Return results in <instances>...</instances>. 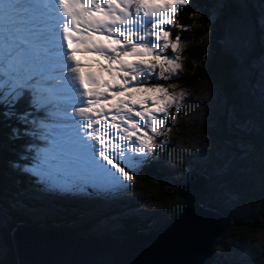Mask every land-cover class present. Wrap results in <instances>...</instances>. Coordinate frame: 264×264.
Here are the masks:
<instances>
[{
	"label": "trees",
	"instance_id": "16d2710c",
	"mask_svg": "<svg viewBox=\"0 0 264 264\" xmlns=\"http://www.w3.org/2000/svg\"><path fill=\"white\" fill-rule=\"evenodd\" d=\"M252 7L254 2L251 0H190L187 6H182L176 13L173 24L166 25V29L170 31V40L174 41L177 36L180 38L178 50L173 52L169 47L161 52V55L169 58L179 56L180 69L175 74L166 73L168 77L166 79L161 78L160 66L157 63L153 74L143 77V83L139 85L142 89L150 90L130 91L136 102L154 111L160 106V102L158 99L150 98L155 95L154 89L157 86L165 88L170 94H176L179 87L186 88L191 93L197 92L196 85L199 82L214 80L224 94L226 102L221 115L216 119L214 126L212 125L213 137L220 141L242 138L248 143L241 148L231 147L229 158L216 171L194 166L185 171L184 160L178 157L176 170L180 173V179L173 180L165 169H160L154 164L147 165L146 162L134 176L139 185L146 189L144 197L149 196L152 201L155 199L170 202L165 222L175 217L182 206L190 201L216 210L229 219L227 226L214 238L210 246L208 264H237V261L231 258L214 257V247L225 234L235 231L247 234L255 232L259 227L257 218L264 217L263 163L252 167L261 181L257 189L254 187L242 199L248 200L245 206H241L244 203L223 204L217 200L218 187L226 183L232 185L236 193L246 187L249 188V175H234L235 171L232 169L243 168L246 163L251 166L259 152L264 155V100L251 88L249 66L244 60L237 58L241 42L246 41L248 44L247 56L257 53L262 48L256 37L257 28L253 21L254 16L251 15ZM152 60L153 58L149 56V61ZM156 95L162 94L158 92ZM194 98L192 94L184 107L173 105L168 109L167 115L157 114V118L164 121L159 135L155 137L158 153L163 160L171 156V145L175 137L188 136L193 129L203 127L198 126L190 116V110L198 104ZM254 98L257 99L256 104L252 103ZM145 101L147 103H144ZM16 110L27 111L30 123L21 125L16 119L5 120L0 116V207L5 215L0 216V264H15L13 251L8 244L10 231L16 223L27 219L44 228L74 227L79 236L99 235L105 238H123L131 233L151 232L165 223L156 226L151 223V217L120 215L104 223V232L92 230L93 220L118 209L116 206H108L105 209L100 206L98 214L95 213L98 207L93 203L97 202V198L111 199L109 191L94 187L78 191L73 190L71 185L62 188L55 184L48 185L46 179L50 178L49 176L22 170L23 166L35 164L33 161L36 160L34 156L36 143L41 140L44 143L47 140L45 135L53 126H46V122L52 118L46 119L47 115L42 112L44 109L32 106L30 101L25 103L21 100L16 105ZM230 110L231 114L228 115ZM0 111H3V108H0ZM231 116L241 120L252 119L255 127L241 130L239 134L231 133L229 130L233 125L229 121ZM17 127L21 129V135L19 138H13L12 129ZM145 129L143 126L140 132ZM135 146L136 143H133L137 150ZM37 165L35 164V168ZM65 178L68 180L67 175ZM70 179L77 178L72 176ZM61 191L63 194L60 198L58 194ZM90 197L92 203L89 201ZM79 201L84 204H79ZM15 202L20 208L9 206V203ZM43 209L48 213L47 216ZM32 210L36 213H32ZM85 211H88L91 217H87ZM110 230L115 232L114 236H110ZM94 259L92 264H102L108 260L105 255H95Z\"/></svg>",
	"mask_w": 264,
	"mask_h": 264
},
{
	"label": "snow or ice",
	"instance_id": "6c2138e0",
	"mask_svg": "<svg viewBox=\"0 0 264 264\" xmlns=\"http://www.w3.org/2000/svg\"><path fill=\"white\" fill-rule=\"evenodd\" d=\"M189 2L0 0V47L4 53L0 63V108H3L0 116L5 120L16 119L21 125L30 123L27 111L16 110L21 100L25 103L30 100L32 106L44 109L46 119L70 121L66 128H49L45 139L49 141V156L59 160L77 177L67 181L73 190L86 191L88 187L106 188L109 191L124 189L120 177L125 181H131L133 177L113 162L114 155H123L122 144L114 140L138 142L140 153H151L153 136L146 132L143 136L137 135L143 126L136 117L150 122L151 132L159 134L164 121L158 119L157 114L167 115L168 109L183 96V93L170 94L165 88L157 86L154 91L162 95L157 97L160 106L154 111L141 112L120 101L110 107L105 105L109 108L105 112L104 108L99 107V101L107 97L95 90L100 85L92 74L84 72L76 58L77 51L87 50L109 61H119L123 69V83L119 84V89H124L131 82L142 84L143 77L151 76L157 63L161 78L166 79V73L175 74L181 65L179 56L169 58L161 55L162 50L169 47L176 52L180 45L178 36L174 41L170 40V31L164 25H172L176 13ZM261 8L264 10V5ZM257 23L264 30V11L258 16ZM93 33L106 34V38L94 39ZM152 36L155 37L154 41L150 39ZM121 54L149 55L153 60L127 63L119 60ZM89 85L92 90H89ZM119 94L123 95V92ZM76 103L81 106L74 107L72 116H69L67 107ZM111 109H115V115H111L109 121L107 117ZM74 117H79L84 123H78ZM20 135V128L12 129L13 138ZM133 137L136 139L133 140ZM52 159L42 160L34 174L46 172V166L51 165Z\"/></svg>",
	"mask_w": 264,
	"mask_h": 264
},
{
	"label": "rangeland",
	"instance_id": "374dc122",
	"mask_svg": "<svg viewBox=\"0 0 264 264\" xmlns=\"http://www.w3.org/2000/svg\"><path fill=\"white\" fill-rule=\"evenodd\" d=\"M251 1L254 2V7H252L253 12L251 13V15L254 16L253 21L255 23V27L257 28L256 37L259 45L262 48L257 53L249 54L247 56L246 53H247L248 44L246 41L243 43L241 42V47H239V50L237 51L240 55L238 54L237 58L244 60L246 65L249 66V76L252 79L251 88L253 89V91L257 96L259 97L262 96L263 98L262 97L261 98L262 100H264V30H262L257 23L258 16L261 14L262 11H264L261 8V5H264V0H251ZM157 2H159V0H157ZM164 28H166V25L164 26ZM105 38H106V34L101 37H98L97 39L103 40ZM2 54L3 51L1 50L0 55ZM119 60L125 61L127 63H133L139 61L136 55H128V56L123 55L122 57H119ZM146 60H148V58H146ZM92 68H94V70L97 71L98 77L95 78L97 80V83H101L102 85L99 88H97L98 91L107 97L106 100L101 99L99 101V107L104 108V111L107 112L109 108H106L104 106L108 105L110 107L113 104H118L120 101H124L125 97L130 92L131 86L125 85L124 89H119V84L123 83V80L121 79V75H120L121 65L119 61H108L105 64V62L101 60L100 63H97ZM106 69L110 71L109 75H106L107 74V72H105ZM65 73L67 74V69H65ZM133 84H134V88L138 87L139 89H142V87L139 86L141 85L140 83L133 82ZM110 86H112V89H110ZM196 87H197V92H191V93H189L190 91L188 89L179 87L176 90L177 91L176 94L183 93V96L182 99L181 98L178 99L177 105H179L180 107H184V105L187 102H189V97L193 94L195 96L194 98L195 102L198 104L195 108L190 110V116L193 118L194 122L198 124V126L203 125V127L202 128L198 127L197 129H193L192 131H190V134L188 136L175 137L174 143L171 145V156L167 157V159L163 160V158L158 153L155 144V137H157L159 134L154 135L151 132L150 129L152 127V124L150 122L140 120L139 117L137 118V121L138 122L142 121L141 125H143L146 128L142 132L139 131L137 135L143 136V134L146 132L148 135L153 136L154 147L152 149V152L148 154L140 153L138 151L139 148L138 142L136 143L135 146L137 147L136 151L130 150L129 144L132 145V141L129 142L128 140H125L122 143L123 155L122 156L114 155L112 157L113 162L118 164V166L124 168V170L129 175H131L133 179L131 181H125L123 180V177H120L121 183L125 185V188L121 190L109 191L106 188H102L105 189V191H109L108 194L110 195L111 199L104 200L101 198H97V202L93 203L96 207H98V209L95 210V213L98 214L100 206L102 207V209H105L108 206L110 207L116 206L118 207V209L111 214H104L98 219L93 220V224L91 225L92 230L104 232V223L112 219L114 220L117 216L120 215H124V216L139 215L142 217H151V223L155 224L156 226L158 224H162L163 222H165L168 214L167 208H169L170 202L167 203L163 201H157L155 199H153L152 201L149 196L146 197L143 196L146 189L141 187L139 185V182L134 177L137 173L136 171L143 167V163H138V162L144 161V163L146 162L147 165L154 164L160 169H165L171 175L170 177L173 180H177L181 178L180 173L176 170V163L179 161L178 157H181L184 160L185 171L186 170L189 171L193 166L199 167L203 170L209 169L216 171L220 169L224 161L227 158H229L231 147L241 148L248 145L246 140L242 138H236V139L229 138V140L220 141L213 137L212 125L214 126L216 119L222 113V110L226 102L225 96L223 93H221L220 87L217 85V83L214 80H205L203 82H199L196 85ZM120 92H123V95H120L119 94ZM157 93L158 92L155 91V95H152L150 99L152 100L157 99V97H159L158 95H156ZM187 93L189 94L187 97H185ZM252 103L256 104L257 99L254 98ZM135 104L139 105L134 108L135 110L141 112H144L146 110L149 112L152 111L151 108H143L140 102H135ZM73 110H74L73 106H68L67 111L69 116H72ZM96 110L98 111L99 108H97ZM42 112L44 115H47V113L44 110ZM230 114H231V110L228 112V115ZM74 119L77 122H83L77 120L76 117H74ZM229 121L233 123L232 127H229L231 133L239 134V131L241 130H246L249 128L253 129L255 127V122H253V120L249 118H243V120H241V119H235L234 116H231L229 118ZM103 122L104 121H101V123ZM64 123H65L64 121L59 122V125L62 126ZM124 126L126 127V125ZM121 135H123V133H121ZM114 142H119L118 138L115 139ZM37 144H41V143H37ZM132 149L135 148L132 147ZM131 151L133 152L134 156L130 154ZM37 153L39 154L40 151L38 150ZM263 158L264 155L261 152H259L258 155L253 159L254 161H252L251 166L249 165V163H246V165L243 168H233L232 171H235L234 175L237 174L247 175V176L249 175V188L246 187L243 191L236 193L234 192L232 185L226 183L224 184V186L222 185L218 187L217 200L223 204L233 203L234 205H238L239 203H244L241 206H245L248 200H242V199L245 198L246 193L250 192L251 189H253L254 187H255L254 189H257L261 181V178L255 175L254 173L255 170H253L252 167L255 165L259 166L260 163H263V167H264ZM102 163H105V165L108 168H111V165H107L106 162L102 161ZM21 169L28 173L31 172L35 173L37 171V168H35V164L23 166ZM55 170L56 171L48 169L46 172L42 174L44 176L50 177L51 183L48 182V185L55 184V186H59L61 188L70 185L67 183V181L72 176H74L72 174V170L69 171V173L67 174L68 180H66L65 178L66 171H62L56 167ZM112 171L115 172V169H112ZM117 175L119 174L117 173ZM62 194L63 191H61L58 194V196L61 198ZM52 196L56 198L55 195ZM77 196L78 194L75 195V197ZM89 201L92 203L91 197ZM79 204L83 205L84 203L79 201ZM9 206H13L14 208H20L17 202L9 203ZM1 208L2 207H0V216L3 217L5 215L2 213ZM32 211H33L32 213H36L35 210ZM47 215L48 213H46V216ZM85 215L87 217H91V214L88 211H85ZM257 220L259 227H257L258 229L255 230V232L253 233L247 234V233H239L235 231L234 233H228L222 236L218 241V245L215 246L213 249L214 257L219 258V256H222L226 259L231 258L232 260H236L237 264H264V217H259L257 218ZM25 222H30V221H28L27 219V221H23L19 223H25ZM109 234L110 236H114L115 232L111 231ZM92 236H96V235H92ZM9 239L11 241L10 235H9ZM10 241L8 242V244H10L11 249L13 251V244L12 241L11 242Z\"/></svg>",
	"mask_w": 264,
	"mask_h": 264
},
{
	"label": "water",
	"instance_id": "95a60500",
	"mask_svg": "<svg viewBox=\"0 0 264 264\" xmlns=\"http://www.w3.org/2000/svg\"><path fill=\"white\" fill-rule=\"evenodd\" d=\"M229 219L194 201L151 232L123 238L79 236L74 227L44 228L32 222L13 226L10 237L15 264H208L214 238Z\"/></svg>",
	"mask_w": 264,
	"mask_h": 264
}]
</instances>
